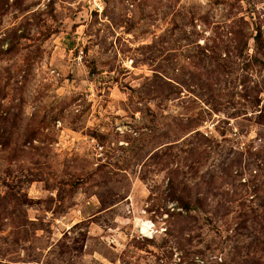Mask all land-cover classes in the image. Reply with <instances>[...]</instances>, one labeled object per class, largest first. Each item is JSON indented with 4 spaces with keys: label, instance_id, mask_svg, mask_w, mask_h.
Here are the masks:
<instances>
[{
    "label": "rangeland",
    "instance_id": "obj_1",
    "mask_svg": "<svg viewBox=\"0 0 264 264\" xmlns=\"http://www.w3.org/2000/svg\"><path fill=\"white\" fill-rule=\"evenodd\" d=\"M17 2L0 16V40L18 37L0 55V115L12 138L0 143V199L18 197L14 215L27 221L14 233L4 220L0 264L264 261V225L236 226L263 209L254 188L264 187L255 157L264 146V0ZM229 31L245 52L215 70L211 46ZM197 118L196 130L181 132ZM195 145L206 155L199 176L214 172L223 202L174 230L166 175Z\"/></svg>",
    "mask_w": 264,
    "mask_h": 264
},
{
    "label": "trees",
    "instance_id": "obj_2",
    "mask_svg": "<svg viewBox=\"0 0 264 264\" xmlns=\"http://www.w3.org/2000/svg\"><path fill=\"white\" fill-rule=\"evenodd\" d=\"M7 0H0V16L4 15L7 12ZM20 5V0L17 2V6ZM27 8V7H26ZM26 11L27 9H21L19 8L18 11ZM11 31H17V29L11 30ZM231 37H229V41H220L219 43L214 44L211 46L210 54L208 56V62L214 63L217 65L215 67V70L218 68L225 69L229 64V59L231 55L233 56H241L244 54L245 50L243 48H240L239 45L241 43L239 42V34H237L236 31H229ZM7 34H5V37L0 40V46L6 39H9V43L7 44V47L5 50H3L0 47V55L2 53H9L16 47V42L18 40V37L11 39L10 37H7ZM7 37V38H6ZM245 45V43H244ZM242 46V45H241ZM194 66H196V62L193 61L192 63ZM214 72L209 73L208 75L211 76ZM241 83L243 84V90L245 92L243 93L244 97H247L248 94V88L245 85V80H242ZM214 81H210L208 86L212 87L214 85ZM264 92V89L262 90ZM261 91H258L256 93V96L250 98L253 106H258L260 99L258 98V95ZM0 95V100H1ZM261 114V124L264 125V105L259 110ZM194 126L187 127L186 129L180 128L181 132H184V134L189 133L191 130H196L199 125H201L202 119L197 118L194 121ZM44 125L40 126L43 127ZM39 127V125L37 126ZM40 129H31L29 131H26L24 133V140H32L37 138L38 135H40ZM198 131H196L197 133ZM197 135H200L201 140L200 143H204L206 141H209V138H207L204 135H201L197 133ZM11 133L8 126V123L6 122V119L0 115V143L3 147H6L9 145L11 141ZM190 153L186 157H184V161L182 165L177 164L174 168L171 170H168L166 179H167V185H166V198L167 201H170L174 204L173 210L167 209L165 212L168 213L169 219L171 222L175 224V229L178 228L177 223L182 222L184 218H188L192 214L193 211H200L204 214H207L211 211L218 210L219 204L222 201V196L218 195V191L221 190L223 187L221 184L217 183V177L215 176L214 172L210 174L208 177L207 175L203 174L202 176H199L200 167L204 164L203 160L206 158V155L204 154V149L200 148V145H195L193 147H190ZM255 156V152L253 153ZM257 156H255L257 159L260 160V163H258V168L264 166V146L263 149L257 151ZM233 168V164L230 163L227 167V170H230ZM260 169V168H259ZM107 175V172L103 170V177ZM189 175V176H188ZM187 176L188 178H186ZM199 176V179L198 177ZM188 179H194V182H190ZM213 185L216 186V191L213 192L214 188ZM254 191L256 194L261 192L260 195L262 201L261 205L263 207L262 212L260 214H256L254 210L250 211L248 214H243L239 220L236 221V226L244 224L250 220H252L255 224H262L264 225V187H255ZM236 194V193H235ZM210 195H212L210 197ZM14 200V201H12ZM0 201H2V204H0V228L2 227L4 220L9 219L14 224V233H20V228L22 226L26 225V218L24 215H14V212H16L17 208L20 204V199L16 196L9 197V196H2ZM244 202H242L243 204ZM226 207H224L225 210ZM225 213V211H224ZM182 218V219H181ZM168 232L171 231L170 228H166ZM145 241H149V239H144ZM248 264H264L263 260H260L258 258L256 259H250V262Z\"/></svg>",
    "mask_w": 264,
    "mask_h": 264
},
{
    "label": "bare ground",
    "instance_id": "obj_3",
    "mask_svg": "<svg viewBox=\"0 0 264 264\" xmlns=\"http://www.w3.org/2000/svg\"><path fill=\"white\" fill-rule=\"evenodd\" d=\"M141 227V232L143 234H149L150 233V227L147 223H140Z\"/></svg>",
    "mask_w": 264,
    "mask_h": 264
},
{
    "label": "built area",
    "instance_id": "obj_4",
    "mask_svg": "<svg viewBox=\"0 0 264 264\" xmlns=\"http://www.w3.org/2000/svg\"><path fill=\"white\" fill-rule=\"evenodd\" d=\"M132 62V60H129V63Z\"/></svg>",
    "mask_w": 264,
    "mask_h": 264
},
{
    "label": "water",
    "instance_id": "obj_5",
    "mask_svg": "<svg viewBox=\"0 0 264 264\" xmlns=\"http://www.w3.org/2000/svg\"><path fill=\"white\" fill-rule=\"evenodd\" d=\"M140 230H141V228H140Z\"/></svg>",
    "mask_w": 264,
    "mask_h": 264
}]
</instances>
